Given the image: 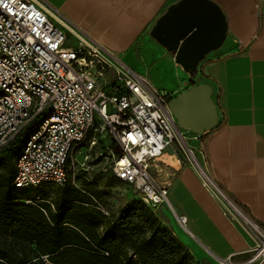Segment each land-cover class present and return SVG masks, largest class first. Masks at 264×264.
I'll return each mask as SVG.
<instances>
[{
    "label": "built area",
    "instance_id": "obj_1",
    "mask_svg": "<svg viewBox=\"0 0 264 264\" xmlns=\"http://www.w3.org/2000/svg\"><path fill=\"white\" fill-rule=\"evenodd\" d=\"M66 28L38 0H0V150L28 130L14 163L13 186L70 185L81 190L77 177L88 169L91 151L101 147L107 154V173L118 183L129 186L150 209L169 208V186L159 181V161L168 150L178 155V144L183 148L180 163L195 171L250 240L245 261L219 264H264V228L209 176L201 152L189 145L200 137L178 129L167 107L169 94L72 29L76 48L67 47ZM108 105L111 115L105 112ZM176 221L185 229L186 217L177 216Z\"/></svg>",
    "mask_w": 264,
    "mask_h": 264
},
{
    "label": "crops",
    "instance_id": "obj_2",
    "mask_svg": "<svg viewBox=\"0 0 264 264\" xmlns=\"http://www.w3.org/2000/svg\"><path fill=\"white\" fill-rule=\"evenodd\" d=\"M38 1L56 24L67 26L72 40L69 29L108 50L119 65L158 90L176 97L191 85L211 88L218 125L189 143L201 152L215 184L264 228V0H211L225 15L227 34L199 63L194 81L149 37L155 21L179 0ZM139 68L148 74L153 68L155 83ZM180 158L168 150L159 161L170 207L155 210L166 207L175 217H186V230L177 239L191 256H205L206 264L245 261L250 240Z\"/></svg>",
    "mask_w": 264,
    "mask_h": 264
},
{
    "label": "trees",
    "instance_id": "obj_3",
    "mask_svg": "<svg viewBox=\"0 0 264 264\" xmlns=\"http://www.w3.org/2000/svg\"><path fill=\"white\" fill-rule=\"evenodd\" d=\"M27 134L0 150V264H189L182 245L142 202L106 217L88 185L56 187L52 199L41 187L16 189L14 163Z\"/></svg>",
    "mask_w": 264,
    "mask_h": 264
},
{
    "label": "water",
    "instance_id": "obj_4",
    "mask_svg": "<svg viewBox=\"0 0 264 264\" xmlns=\"http://www.w3.org/2000/svg\"><path fill=\"white\" fill-rule=\"evenodd\" d=\"M227 34L221 8L211 0H179L155 21L149 37L161 46L190 79L205 56L220 48ZM183 132L204 136L218 125V111L207 84L191 85L168 102Z\"/></svg>",
    "mask_w": 264,
    "mask_h": 264
},
{
    "label": "rangeland",
    "instance_id": "obj_5",
    "mask_svg": "<svg viewBox=\"0 0 264 264\" xmlns=\"http://www.w3.org/2000/svg\"><path fill=\"white\" fill-rule=\"evenodd\" d=\"M66 46L69 48H76V42L70 36H67ZM139 74H146L150 81L155 83L156 73L152 70L148 74V71H142L138 69ZM112 73L109 77H112ZM162 81L166 78L160 76ZM165 78V79H164ZM194 81V77L191 78ZM168 80V79H167ZM166 80V81H167ZM172 98L175 97L174 93H169ZM106 115L112 114V107L110 105L106 106ZM192 147V144L189 143ZM111 150L114 151V145H111ZM182 149L178 144H175V150L180 156L183 155ZM82 182H86L83 184ZM76 185L83 190L85 185H88L90 190H94L100 195L98 202L100 203L104 212L108 214L109 217L115 216L117 212L124 207L130 206L132 203L141 202L139 196L127 185L118 183L109 173H107V154L106 151L101 149V147H96L91 151V160L88 163V169L86 172H81L79 174V179L76 180ZM42 192L46 193L49 199L53 198L54 190L56 187L44 186L40 188ZM149 209V208H148ZM151 213L157 218L161 227L168 230L173 238L179 242L177 237L184 233V229L181 228L176 221L174 213L164 207L161 209H150ZM180 243V242H179ZM182 245V244H181ZM184 251L189 255V264H206L205 256L202 258H196L191 256L190 252L182 245Z\"/></svg>",
    "mask_w": 264,
    "mask_h": 264
}]
</instances>
